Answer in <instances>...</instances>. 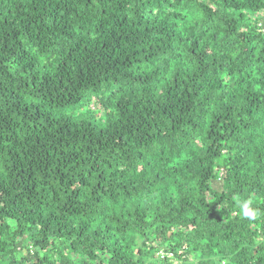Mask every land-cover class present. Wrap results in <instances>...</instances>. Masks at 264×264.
I'll return each instance as SVG.
<instances>
[{"label":"trees","instance_id":"trees-1","mask_svg":"<svg viewBox=\"0 0 264 264\" xmlns=\"http://www.w3.org/2000/svg\"><path fill=\"white\" fill-rule=\"evenodd\" d=\"M0 264H264V0H0Z\"/></svg>","mask_w":264,"mask_h":264},{"label":"rangeland","instance_id":"rangeland-1","mask_svg":"<svg viewBox=\"0 0 264 264\" xmlns=\"http://www.w3.org/2000/svg\"><path fill=\"white\" fill-rule=\"evenodd\" d=\"M56 115H70V116H75V117H83V116H87L90 119H100V114L102 113V111L100 109H98V107L96 106V104L94 102H92L90 104V106H86V107H66L63 109H59L55 111ZM161 255V253L159 254V256Z\"/></svg>","mask_w":264,"mask_h":264},{"label":"clouds","instance_id":"clouds-1","mask_svg":"<svg viewBox=\"0 0 264 264\" xmlns=\"http://www.w3.org/2000/svg\"><path fill=\"white\" fill-rule=\"evenodd\" d=\"M239 202V201H238ZM253 203V200L245 201L241 207V214L243 217H247L249 219H256L258 216V212L252 210L250 205Z\"/></svg>","mask_w":264,"mask_h":264}]
</instances>
